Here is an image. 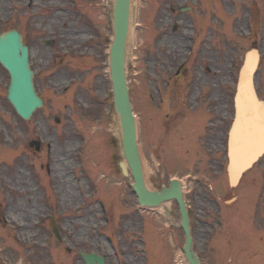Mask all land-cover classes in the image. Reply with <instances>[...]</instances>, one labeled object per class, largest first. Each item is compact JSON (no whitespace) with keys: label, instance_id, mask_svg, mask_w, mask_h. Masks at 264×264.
Segmentation results:
<instances>
[{"label":"rangeland","instance_id":"374dc122","mask_svg":"<svg viewBox=\"0 0 264 264\" xmlns=\"http://www.w3.org/2000/svg\"><path fill=\"white\" fill-rule=\"evenodd\" d=\"M113 4L0 0V32L17 29L24 35L35 88L45 100L30 121H23L6 100L10 78L0 67V207L5 218H0V264H85L80 251L103 256L105 264H175L183 258L176 203L164 206L170 216L163 210L138 212L133 181L118 167L123 161L120 125L108 68ZM191 5L189 15L171 12ZM182 44L184 54L175 58L170 47ZM251 50L262 56L256 86L264 97V0L133 3L127 72L148 183L160 190L173 179L184 182L202 264H264L256 257L264 254V161L251 175L255 189L247 176L232 191L216 161L208 171L207 154L199 157L213 128L207 153L216 156L222 149L216 133L230 118L234 79ZM185 60L186 68L175 76ZM31 141H40L41 151L29 147ZM58 155L65 168L54 175ZM61 178L73 184L69 190L75 196L67 202L58 189ZM211 185L218 191L212 192ZM248 190L257 192L252 204L246 202ZM234 196L240 198L236 203ZM12 211L33 225L23 228L10 220ZM51 214L61 241L50 231ZM230 236L245 241L244 247H233ZM220 241L224 249L217 248Z\"/></svg>","mask_w":264,"mask_h":264},{"label":"water","instance_id":"95a60500","mask_svg":"<svg viewBox=\"0 0 264 264\" xmlns=\"http://www.w3.org/2000/svg\"><path fill=\"white\" fill-rule=\"evenodd\" d=\"M130 29L131 0H116L113 11L114 41L110 49V72L113 85L115 112L118 115L121 129L122 150L124 159L130 168L134 181L132 187L138 197L140 205L144 208L156 209L168 201L174 200L177 202L181 217V227L185 234L184 253L187 264H200L193 250V239L188 211L183 198L181 183L178 180H173L169 188L163 187L161 192H158L150 190L146 182L138 144V127L130 103L126 80V62L130 41ZM0 62L9 71L11 76L8 100L22 118L29 120L33 112L37 108L43 106V102L37 97L34 91V74L29 69L28 48L23 45L22 38L17 31H10L0 35ZM254 65L250 69L242 68L236 87V118L230 133V144L235 152L230 163H233L234 166L236 164L245 163L244 166L241 165L239 172L235 176L236 179L242 171H247L255 164L264 152V144L260 151L251 155L246 154L243 157V154H238L240 152L236 151V148H234L239 143V130L245 119V114L242 113L247 111L245 99L253 105L254 109L264 112V101L262 102L259 100L254 88V74L256 70V66ZM57 121L59 122V120ZM232 132L234 133L233 139L231 137ZM34 145L39 149V143H31V146ZM120 167L124 175H128L126 164L121 163ZM234 171L235 169L233 168V172ZM54 232H57V230L55 229ZM81 255L87 264H104V259L97 255H86L83 253H81Z\"/></svg>","mask_w":264,"mask_h":264},{"label":"bare ground","instance_id":"6f19581e","mask_svg":"<svg viewBox=\"0 0 264 264\" xmlns=\"http://www.w3.org/2000/svg\"><path fill=\"white\" fill-rule=\"evenodd\" d=\"M133 1H135V0H133ZM115 2H116V0H115ZM114 6H115V4H114ZM160 19H162V18H160ZM185 32H187V27L186 26L184 27V33ZM183 37L184 36H182L181 40H183ZM170 48H171V50L174 51L175 58L181 57L184 54L183 44H182V46L178 45L176 47H170ZM261 57L262 56L260 55V52L257 51V50L256 51L254 50V51H251L249 53H246L245 56H244V59H243L244 68L250 69L255 64L254 66H256L257 69H258L260 61H261ZM257 95L259 96L258 92H257ZM194 99L195 98L193 97V100ZM245 103H246L247 111L242 113V114H245V119L243 121V125L241 126V129L239 130L240 131L239 143L234 147V148H236V151L240 152L238 154H241V153L243 154L242 157L245 156L246 154L251 155L253 153H256V152L260 151V149L262 148V146L264 144V112H261V111H258L256 109H254L253 105L246 99H245ZM136 119H137V122L139 124V119H138L137 116H136ZM187 130H190V127H188ZM219 136L221 138L222 134H219ZM231 137H232V139L234 138V133L233 132H232ZM234 152L235 151H234L232 145L230 144V161L234 157ZM55 161L56 162H55V164L52 167V170L54 171V175H61V171L64 170V168H65V161L59 155L56 156ZM244 164L245 163L236 164L235 166H234L233 163L229 164L227 182H228V186H229L230 190H232V191H233V187L235 186V184L236 183L238 184L242 180V175H243L244 171H242L240 173V175L238 176L237 179H236L235 176L239 172L241 165L244 166ZM233 168L235 169L234 172H233ZM255 169H256V166H255V164H253L247 171L245 170V172H247L248 174H251V172L254 171ZM63 180L68 182L69 178H68V181H67L66 178H61L60 179V184L58 185V189L60 190V188H61L62 194H63V200L65 202H67L70 199H72L75 195H74V193H72L69 190L70 187L73 185L71 183V181L68 182V184H65V183H63ZM256 182H257V180H256ZM182 185H183V183H182ZM7 215L9 217H11L10 220L18 221V223L23 228L24 227L29 228L30 226L33 225V222L22 223L20 221V216L18 215V212L12 211L11 213H9ZM27 233L28 232H24L25 235ZM218 244L222 245L221 242H219Z\"/></svg>","mask_w":264,"mask_h":264},{"label":"flooded vegetation","instance_id":"af4514ba","mask_svg":"<svg viewBox=\"0 0 264 264\" xmlns=\"http://www.w3.org/2000/svg\"><path fill=\"white\" fill-rule=\"evenodd\" d=\"M188 8V7H187ZM186 8V9H187ZM183 10H185V9H183ZM156 12H159V10L157 9V10H155ZM171 12L173 13V14H177V13H180V9H179V6H177L176 8H171ZM190 12H193V9L192 10H189V11H187L186 13L187 14H189ZM169 15V14H168ZM168 15L167 16H165L164 17V19L165 20H168ZM174 30L176 31V30H178V26L176 25L175 26V28H174ZM162 37L163 38H165L166 37V34H164V35H162ZM219 134L220 133H216V140L217 141H219L218 139H219ZM213 136H214V132L212 131V130H210L209 131V133H208V138H207V146L205 147H203L202 148V150L200 149V151L202 152V155L205 157L206 156V154H207V156H208V158L210 159V162L208 163V165H207V167L208 168H210V167H213V168H215V160H214V155H212V157H211V155H208V153L207 152H209L210 151V146H212L213 145V142H214V138H213ZM221 146H222V149H221V151L220 150H216V167H218L219 165L217 164V162H218V160L221 158L220 156H222V158L224 159L225 158V138H224V132H223V137L221 138ZM262 161H264V157L262 158ZM256 170H257V168L254 170V171H252L251 172V174H253V173H255L256 172ZM251 176V175H250ZM253 180H254V178L251 176L250 177V179H249V183L251 184V188L252 189H255V187H254V185H253ZM213 188V187H212ZM255 193H257L256 191L254 192V191H247L246 192V199L248 200V201H246V202H249L250 204H251V201H252V197H254V198H256V196H255ZM242 198H244V196H242ZM238 199H240V198H238ZM237 199V200H238ZM245 199V198H244ZM245 199V200H246ZM217 237H219V235H217ZM214 247H215V251H216V241H215V244H214Z\"/></svg>","mask_w":264,"mask_h":264}]
</instances>
